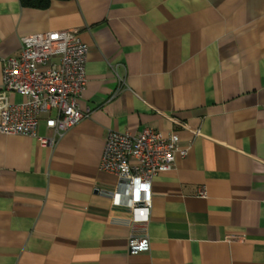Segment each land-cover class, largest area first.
Here are the masks:
<instances>
[{"label":"crops","instance_id":"obj_1","mask_svg":"<svg viewBox=\"0 0 264 264\" xmlns=\"http://www.w3.org/2000/svg\"><path fill=\"white\" fill-rule=\"evenodd\" d=\"M52 30L88 46L90 115L54 145L0 134V264H264V0H0V100L22 99L2 92V60ZM146 127L187 154L132 225L99 164L109 130ZM132 232L148 251L128 253Z\"/></svg>","mask_w":264,"mask_h":264},{"label":"built area","instance_id":"obj_2","mask_svg":"<svg viewBox=\"0 0 264 264\" xmlns=\"http://www.w3.org/2000/svg\"><path fill=\"white\" fill-rule=\"evenodd\" d=\"M87 54L88 46L73 30L21 37L19 54L2 60L1 88L4 94H18L22 99L13 103L0 100V134L26 136L43 146L54 145L67 130L89 117V111L79 106L87 84ZM118 84H124L123 77H118ZM41 118L50 136L38 135ZM186 154L175 133L163 137L146 127L133 136L109 130L99 168L117 178L110 193L113 206L125 208L132 225L147 223L153 179L170 171L175 159ZM149 245L144 232H132L127 240L131 255L148 251Z\"/></svg>","mask_w":264,"mask_h":264},{"label":"trees","instance_id":"obj_3","mask_svg":"<svg viewBox=\"0 0 264 264\" xmlns=\"http://www.w3.org/2000/svg\"><path fill=\"white\" fill-rule=\"evenodd\" d=\"M52 1L54 0H19V3L23 8L44 10L50 6ZM57 1H67V0H57Z\"/></svg>","mask_w":264,"mask_h":264}]
</instances>
